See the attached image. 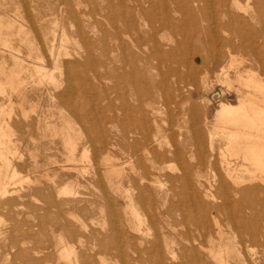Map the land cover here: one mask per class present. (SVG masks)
<instances>
[{
    "label": "rangeland",
    "instance_id": "1",
    "mask_svg": "<svg viewBox=\"0 0 264 264\" xmlns=\"http://www.w3.org/2000/svg\"><path fill=\"white\" fill-rule=\"evenodd\" d=\"M25 1L28 5L24 4ZM34 1L47 3L57 0ZM161 1L172 10L178 6L177 0ZM206 1L197 2L196 15L192 20L185 19L181 12H172L171 23L182 28L181 32L165 28L158 34L163 53L169 50L178 52L173 56L176 62L171 63L183 73L180 92L173 91L171 87L172 100L180 104L176 107L172 103L171 114L164 113L159 118H164L167 126H182L187 150L193 142L189 131L192 122L189 104H194L198 110L195 122L201 125L205 147L211 141L209 136L212 133L215 138L212 135L214 139L211 142L219 149L225 145L226 139L214 127L216 112L222 102H238L235 72L239 70L245 77L255 74L264 78V55L258 60L243 50L240 44H246L251 39L250 45L256 43L264 51V35L246 36L258 30L264 31V13L260 14L264 10L253 7L252 0H240L243 8L237 11L241 15L243 13L245 22H234L230 27L226 26L227 17L221 14L220 6L211 0ZM30 3L31 0H0V66L6 68L5 72L9 74L17 69L18 58L26 67L20 71V76L26 80L22 92L11 89V93L8 85L0 89V121L6 122L12 132L7 152L10 166L9 179L4 181L7 186L5 196L0 191V264H82L83 256L90 264H125L122 250L126 248L127 234L137 235L138 231L144 232V244L147 245L157 232H166L170 240L174 239L175 258L168 257L166 264H218L206 253L202 262H197L181 250V246L187 243L182 238L188 233L187 228L192 233L189 238L197 236L209 247L219 242L217 232H197V223L202 219L199 215L187 218L180 212H172L168 216L166 208L172 203L170 197L165 203L156 199L158 197L154 194V198L138 197L143 184L151 188L148 180L154 178V174H177L180 164L175 159L167 160L158 165L163 169L160 171L151 169L147 162L148 178L143 180L145 173L138 162L133 158L134 161L128 163L127 151L131 150V146L122 134L126 127L121 98L124 84L109 78L107 65L94 67L87 52L90 42L100 36L106 42H103L104 45L114 47L118 40L111 35L117 29L122 30L123 23L114 17L115 13L95 12L86 2L76 6L74 12L60 11L47 5L31 7ZM205 5L208 7L205 8ZM161 17L162 12H157V24ZM96 24L99 26L96 27ZM242 25H249L247 27L251 26L254 31L250 28L246 32L248 28ZM233 27L241 28V31L236 32ZM79 30L85 36H80ZM161 35L166 40H161ZM122 38L130 41L126 35ZM230 42L235 48L234 63L228 67ZM105 52L102 58L107 62L112 52ZM115 65L122 69L121 61ZM224 65L233 81L230 86L222 81L223 76L218 75ZM163 69L166 70V67ZM70 76L72 78L68 82ZM177 79V75L169 76L171 82ZM139 114L136 112V115ZM68 134L70 142L75 143L74 149L65 141ZM162 137V148L173 149L174 136ZM180 138L177 136L175 143ZM114 142L118 144L112 147ZM107 155L114 157L111 162L118 166V173L114 175L107 174L108 166L104 164ZM74 158L77 160L74 161ZM156 191L153 190V193ZM129 195L131 200L127 197ZM209 219L207 222L213 226L212 218ZM222 222L227 224L225 219ZM242 234V240L248 238L246 232H225L223 239L228 243L231 255L241 253L243 258L253 256L257 260L254 264H262L264 247L260 242L264 237L259 236V243L254 245L242 241ZM104 246L107 250L102 249ZM145 264L149 261L146 260Z\"/></svg>",
    "mask_w": 264,
    "mask_h": 264
},
{
    "label": "bare ground",
    "instance_id": "2",
    "mask_svg": "<svg viewBox=\"0 0 264 264\" xmlns=\"http://www.w3.org/2000/svg\"><path fill=\"white\" fill-rule=\"evenodd\" d=\"M31 1V7L33 5H47L50 8L66 10L67 12H72V10L74 12L76 6L86 2L91 5V10L95 12L104 10L117 15H114V17H118V20L123 23L122 30L117 29L111 35L118 40V42L115 40L117 44L110 48L108 44V46L104 45L103 42L105 41H103L100 36L96 41L92 40V42H90L87 52L90 54V61L94 67L97 68L107 65L110 70L109 78L124 84L121 98L123 99L122 108L125 113L126 127L122 134L123 139L126 140L128 144L130 143L131 146V150L127 151L129 158L128 163L134 160L138 162L145 173V175L142 176L143 180L148 178L147 172H149V170L146 164L147 162L151 166V169H159L160 171L163 169L158 165L167 160L175 159L180 164L178 168L179 173L177 174H154V178L151 177L148 180L149 187H151L150 189H148V185L146 184H143V186L139 188V199L142 197L144 199L154 198V194L155 197H158L156 199L165 203L167 199L171 198L172 203L169 208H166L168 216H170L169 214H172V212H180L183 217L187 218L189 216L199 215L202 219L197 223V232H217V235H219V242L213 245V247H209L204 243V240H200L201 238L199 239L197 236L198 239L195 236H193V238L190 236L192 239L189 238V235H192V233L190 234L191 229L189 228L190 230H188L187 228L188 231L186 230V232L188 233L183 234L182 237L187 243H184L181 246L182 249H180L183 250L186 255H191L197 262H202V258L204 259V256H206L205 253L218 264H234L233 262L254 264V262H257L253 256L251 258H243L240 256L241 253H237L236 256L231 255L230 247L223 237L225 232L228 231L246 232L248 238L242 240L241 238H244L242 234L240 239L242 241L246 240V242L254 245L259 243V236L264 237V78L262 79L255 74H250L245 77L239 70L235 72L238 83V86H236L238 102H222L216 112V123L214 127L217 131L219 130L223 134L221 136H224L223 138L226 139L225 145H220L221 147L219 149H216L213 142H211L215 138L211 132L209 136L211 141H209L207 148L205 147V137L201 125L195 122V118H197L199 114L194 104L191 103L188 107L192 120L189 131L192 134L191 137H193L192 147H190L189 150L186 149L187 141L185 142V138H183L184 129L182 126L178 125L176 128L172 125L167 126V121L164 118H159V116L164 113L171 114L172 103H174L176 107L180 104L172 100L173 94H171V90L173 89V91L180 92V83L183 73L177 66L174 67L171 63L173 61L176 62L173 56L178 52L169 50L163 53V46L158 39V34L160 35L165 28H169L171 32H181L182 28L180 29L178 26L171 23L173 22L172 12H181L185 19L192 20L195 18L197 2L200 0H177L178 6H174L175 8L173 10L170 6L166 5L167 3L165 4V2L161 0H57L47 3ZM211 1H213L215 5L218 4V6H220L219 9L222 11L219 10L221 14L227 17L226 26L231 27L234 22H245V20L242 19L243 13L241 15L237 11L243 8L240 4V0ZM205 3H207V1ZM24 4L28 5L26 1ZM203 4L202 6H204ZM252 4V6L256 7L259 11L264 10V0H252ZM205 6V8L208 7L207 5ZM249 6L251 5L249 4ZM205 8L203 7V9ZM159 11L162 12V17L159 19V24H157L155 17L156 13ZM262 13L264 12H260V14ZM250 17L254 18L253 16ZM248 19L247 17V20ZM147 21H152V23L149 24ZM114 23L116 24V22ZM245 24L246 23H244V25ZM244 25H242V27H245ZM98 26L96 24V27ZM247 26L249 25H246V27ZM245 28L243 29L245 30ZM250 28L251 26L246 32H249ZM234 29L236 32L241 31V28L238 27ZM251 30L254 31L253 28H251ZM79 32H81V34L79 33L80 36H85L82 30H79ZM97 32L99 34L100 29ZM105 33L107 35L109 34L107 32ZM123 35L128 36L130 41L123 39ZM261 35H264L263 30H258L255 33L252 32L250 35L246 34L247 38ZM108 36L109 38L111 37L110 34ZM243 37H245V34H243ZM160 38L161 40H166L164 35H161ZM249 40L251 41V39ZM246 41L248 42V39ZM249 42L246 44L240 43L242 44V49L248 51L259 60L264 55L262 54L264 53L263 48L254 43L255 41H253L255 45H250L252 41ZM248 44L249 46H247ZM61 45L60 47L62 48ZM234 49V45L230 42L227 49L228 67L232 66L234 63ZM95 50L97 53H95ZM53 51L54 50H52V52ZM105 51L112 52L107 62L102 58L103 54H106ZM179 54L181 55V52H179ZM16 60L17 69L11 70L9 74H6V68L0 66V89L8 85V87L10 86V92L11 89H13L17 93H20L21 88L26 83V80L20 76V71L26 67L18 58H16ZM117 61L122 62V69L120 67L121 64L120 66L115 65ZM178 62L181 63L182 60ZM164 67H166V70L163 69ZM227 71L226 65H224L221 67L218 75L223 76L222 81L230 86L233 81L229 77ZM43 74L45 75V73ZM97 75L101 77V74H98V72ZM170 75H177L179 79L171 82L169 81ZM94 77L96 78V76ZM68 78L67 80L69 82L72 76ZM69 88L72 89V86H69ZM136 112L140 114L136 115ZM115 121H117V119ZM1 122L3 121H0V123ZM11 135L12 132L9 125L6 122L1 123L0 191L2 194L7 191V186L5 187L4 181L9 173L10 160L7 156V152L10 150ZM169 135L174 136V140L173 149L168 150L162 148L160 136H164L162 138H167ZM177 136L181 138L175 143ZM218 136L220 137V133ZM65 141L70 143L72 145L71 147L74 149L75 143L73 144L70 142L72 140L69 134L67 136L65 135ZM117 144V142L112 143V147H115ZM138 151L141 152L138 153ZM112 159H114V157H110L109 155L105 156L104 164H106V167L108 166L106 170L107 174L112 173L114 175L118 173L117 171L119 169L117 168L118 166L111 162ZM75 160L77 159L74 158V161ZM152 189L157 191L153 193ZM72 192L73 189L70 193ZM75 193L77 194V192ZM2 196H5V194ZM127 197L129 200L132 199L131 195ZM135 215L137 216L136 213ZM209 217L213 220V226L207 222L210 220ZM223 219L227 221V224L222 222ZM139 224L141 223L139 222ZM131 226L133 227V225ZM114 233L115 236L117 235L118 237V233L116 231ZM136 233L137 235L127 234L125 241L127 242L126 248L122 250L125 264H145L146 260L149 261V264H166V259L168 257L172 256L173 258L174 256L175 258L176 251L174 252L173 248L174 239L170 240L168 236L165 235L166 232H160L159 234L155 232V238L149 240L148 245L144 244L146 240L144 232L138 231ZM80 236V240H82V233H80ZM112 238L116 237L112 236ZM242 241L241 244L243 243ZM260 244L264 247V239ZM102 249L107 250V246L102 247ZM116 249L118 250V248ZM144 254H147L148 257H144ZM83 258L84 261H82V264H90L84 256ZM182 258L183 257H181V259ZM103 264L106 263L103 262ZM262 264H264V262Z\"/></svg>",
    "mask_w": 264,
    "mask_h": 264
}]
</instances>
